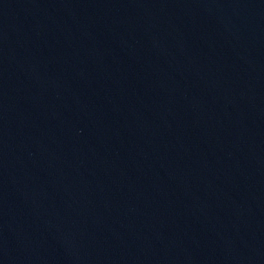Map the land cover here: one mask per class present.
<instances>
[{
  "label": "water",
  "instance_id": "1",
  "mask_svg": "<svg viewBox=\"0 0 264 264\" xmlns=\"http://www.w3.org/2000/svg\"><path fill=\"white\" fill-rule=\"evenodd\" d=\"M0 264H264V0H0Z\"/></svg>",
  "mask_w": 264,
  "mask_h": 264
}]
</instances>
